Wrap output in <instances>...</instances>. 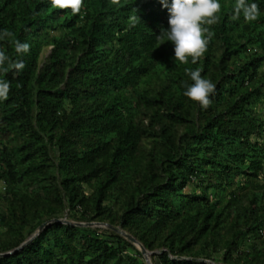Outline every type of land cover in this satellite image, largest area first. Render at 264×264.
I'll return each instance as SVG.
<instances>
[{"label": "trees", "instance_id": "16d2710c", "mask_svg": "<svg viewBox=\"0 0 264 264\" xmlns=\"http://www.w3.org/2000/svg\"><path fill=\"white\" fill-rule=\"evenodd\" d=\"M219 3L183 64L160 0H0V264H147L64 222L6 254L56 218L153 264H264V0Z\"/></svg>", "mask_w": 264, "mask_h": 264}, {"label": "clouds", "instance_id": "9594fccd", "mask_svg": "<svg viewBox=\"0 0 264 264\" xmlns=\"http://www.w3.org/2000/svg\"><path fill=\"white\" fill-rule=\"evenodd\" d=\"M54 8H69L73 15L81 13L82 0H50ZM163 8L169 13L168 26L161 27L157 39L160 44L170 41L174 45L175 62L187 64L189 57L195 63L204 52L207 40L211 33L206 34L204 24L216 21L220 11L219 0H160ZM17 52H27V43L17 42ZM192 83L186 86L184 95L193 101L199 102L202 108L210 104V95L215 85L200 74V70L187 72Z\"/></svg>", "mask_w": 264, "mask_h": 264}, {"label": "water", "instance_id": "95a60500", "mask_svg": "<svg viewBox=\"0 0 264 264\" xmlns=\"http://www.w3.org/2000/svg\"><path fill=\"white\" fill-rule=\"evenodd\" d=\"M53 222L73 223V224H77V225H80V226H92V227H94V226H103V227L112 229V230L120 233L124 237H126L131 242H133L141 250V252L143 253L147 264H153V261L151 259V255L153 254V252L149 251L141 241H139L135 236H133L131 233L125 231L124 229H122V228H120L118 226H115L113 224L107 223V222H75V221L69 220L68 218H56V219H52V220H48V221L44 222L43 224H41L39 226L37 231L30 238H28L24 243H22L15 250L10 251V252H8L6 254L15 253V252L19 251L20 249H22L23 247H25L26 245H28L31 241H33L34 238H36L42 232V230L46 226H48L49 224H51ZM0 255H3V254H0Z\"/></svg>", "mask_w": 264, "mask_h": 264}, {"label": "rangeland", "instance_id": "374dc122", "mask_svg": "<svg viewBox=\"0 0 264 264\" xmlns=\"http://www.w3.org/2000/svg\"><path fill=\"white\" fill-rule=\"evenodd\" d=\"M51 50H52L51 46H48L43 50L42 55H41V59L43 61L49 56V54L51 53ZM261 111L263 112V115H264V109H262ZM261 142L264 143V139H261ZM242 180L244 181V178H242ZM78 222H81V221H78ZM94 228H101L102 230L106 229V227H103V226H94ZM246 243L250 244V241H247ZM151 259H152V255H151Z\"/></svg>", "mask_w": 264, "mask_h": 264}]
</instances>
